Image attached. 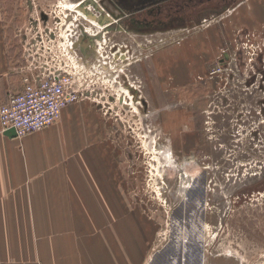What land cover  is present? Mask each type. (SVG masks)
Listing matches in <instances>:
<instances>
[{
    "label": "rangeland",
    "instance_id": "1",
    "mask_svg": "<svg viewBox=\"0 0 264 264\" xmlns=\"http://www.w3.org/2000/svg\"><path fill=\"white\" fill-rule=\"evenodd\" d=\"M73 3L3 0V30L17 67L9 72L13 86L21 88L25 64L20 34L46 20L43 11L52 8L62 16ZM200 22L177 30L175 38H167L168 31L119 33L112 36L118 45L114 50L128 46L135 51L142 43L148 52L173 49L179 59L177 49L193 38ZM218 33V38L208 31L195 36L203 49L198 44L187 53L191 56L171 65L184 77L191 71L197 81L186 87L178 86L181 79L169 78L176 88L162 91L154 84L152 93L138 68L121 63L120 71L114 66L110 78L122 84L109 82L98 101L76 104L73 124L58 134L49 151L43 147L40 158L38 154L43 162H63L49 168L57 182L88 184L90 207H97L94 192L102 186L119 190L120 211L106 218L115 225L122 250L125 240H134V258H144L137 264H264V25L226 42L227 33ZM214 46L217 59L224 50L230 60H212V72L199 80L190 62L204 57L203 50L211 59L208 52ZM18 91L9 90L6 98ZM27 137L16 144L21 147ZM102 161L104 166H98ZM99 221V216L88 217L92 226Z\"/></svg>",
    "mask_w": 264,
    "mask_h": 264
},
{
    "label": "crops",
    "instance_id": "2",
    "mask_svg": "<svg viewBox=\"0 0 264 264\" xmlns=\"http://www.w3.org/2000/svg\"><path fill=\"white\" fill-rule=\"evenodd\" d=\"M217 1L204 0V3L199 4L195 10L188 11L191 19L188 26L168 30L167 38L171 36L175 38L179 33L177 30L190 28L192 23L200 20L204 22L202 26L201 22L198 23L200 26L195 25L197 27L193 34H196H192L193 38H189L184 46L177 49L178 54L182 55L179 59L171 51L173 49L148 52L142 47V43H138L135 51L126 49L132 52L129 53L134 61L131 65L138 68L152 93L154 84L162 91L176 88L169 78L181 79L182 84L178 85L180 87L197 81L192 80L190 70L188 77H184L185 73H178L174 69L175 65L173 67L171 65L174 60L177 62L185 55L191 56L187 53L194 48L197 49L198 44H201L196 38L193 41L200 33L214 32L215 38L217 32L219 35L227 33L226 42L227 38H240L243 31L263 27L264 0H241L231 5H226L222 0ZM3 15V0H0V108L7 100L9 90L20 91L23 88L22 79L21 88L20 85L13 86L14 78L9 79V72L17 67L13 66L12 51L9 50L7 41L9 35L3 30ZM186 44L190 46L187 48ZM201 47L203 49V45ZM215 48L216 46L214 52H208L213 53L211 59L210 57L206 59L208 55L203 50L204 57L200 56L201 58L192 59L190 62L195 72L192 73L196 74L199 80L204 81L210 71L212 72L214 65L210 64L212 60L221 64L230 60L231 56L228 60L222 61L227 53L224 50L217 59L219 51ZM150 55L152 57H149ZM146 85L145 83L144 86L140 85V91H143ZM76 104L63 110L56 125L28 135L30 138L27 137L28 139L20 144L21 147L16 144L18 137H11L1 130L0 122V264H137L144 260L134 258V240L132 242L129 238L125 240L126 246L121 249L119 234L114 230L115 225L109 223L106 218L120 211L119 190L116 187L102 186L96 190L94 194L98 198L97 207H90L88 184L80 186L75 183V179L73 180L75 186L71 185V181V184L65 181L62 185L61 181L57 182L54 170L49 173V168L63 165V162L56 163L58 161L54 159L51 164L49 160L45 162L43 159L39 160L42 148L47 147L49 151L52 141L54 142L58 134H62L68 124H73L76 116L72 110ZM82 152L84 156L81 154V157L86 158V152ZM104 163L102 161L98 166H104ZM81 164L83 167L88 166L85 160ZM106 178L108 177H102L103 180ZM89 215L99 216L100 221L96 226L88 222ZM117 225L120 230L119 223Z\"/></svg>",
    "mask_w": 264,
    "mask_h": 264
},
{
    "label": "built area",
    "instance_id": "3",
    "mask_svg": "<svg viewBox=\"0 0 264 264\" xmlns=\"http://www.w3.org/2000/svg\"><path fill=\"white\" fill-rule=\"evenodd\" d=\"M75 4L76 8L70 4L62 16L54 14L52 8L43 11L47 19H39L20 34L25 62L20 68L23 88L0 108L2 129H15L18 138L52 126L73 104L84 99L98 101L105 96L103 87L109 82L122 84L120 79L111 80L110 69L117 71L113 69L117 66L123 71L121 63L130 66L134 62L127 47L114 50L117 44L108 45L109 24L91 19L78 9L81 3ZM87 10L93 12L92 8ZM81 38L84 45L94 42L91 54L85 52ZM133 88L131 84L130 90Z\"/></svg>",
    "mask_w": 264,
    "mask_h": 264
},
{
    "label": "flooded vegetation",
    "instance_id": "4",
    "mask_svg": "<svg viewBox=\"0 0 264 264\" xmlns=\"http://www.w3.org/2000/svg\"><path fill=\"white\" fill-rule=\"evenodd\" d=\"M73 2L81 3V5L86 4V8L92 7L93 12L96 13L100 21L105 19V16L114 17L119 15L120 7L115 3L114 0H72ZM212 1V0H208ZM218 0L217 2H219ZM226 5L237 4L241 0H222ZM103 8V12L96 7V5ZM138 6H143L145 3L140 2ZM204 3V0H169L161 2L153 7H148L138 13L136 18L138 23H135L134 31H120L117 27L110 26L108 34L110 40L113 41L112 36H117V34H131L135 33L137 35L144 34H155L161 32H167L171 28L175 27H185L188 26L191 21L188 16V11L190 9L195 10L199 4ZM114 15V16H113ZM115 18V17H114ZM195 18V17H193ZM87 40V38H86ZM137 43V42H136ZM112 44H117L116 41H113ZM94 42L91 45H87L85 52L91 54L94 50ZM127 91V89H126ZM134 103V101H133ZM136 104V103H135Z\"/></svg>",
    "mask_w": 264,
    "mask_h": 264
},
{
    "label": "water",
    "instance_id": "5",
    "mask_svg": "<svg viewBox=\"0 0 264 264\" xmlns=\"http://www.w3.org/2000/svg\"><path fill=\"white\" fill-rule=\"evenodd\" d=\"M115 3L120 7V14L114 17L105 16V19L103 21H100L96 14L89 12L86 8V4L80 5L79 10L87 14L90 18L93 20H99L102 24H109L112 27H117L118 30H124V31H134V24L138 23V20L135 19L138 13H142L143 10H145L148 7H153L161 2L169 1V0H114ZM145 3L143 6H138L141 3ZM96 5L95 3H93ZM98 9H100L103 12V8L101 6L96 5ZM83 40V38H81ZM229 59V53H225V58L222 61H226ZM5 133L11 137H17V133L15 129H8L5 131Z\"/></svg>",
    "mask_w": 264,
    "mask_h": 264
},
{
    "label": "bare ground",
    "instance_id": "6",
    "mask_svg": "<svg viewBox=\"0 0 264 264\" xmlns=\"http://www.w3.org/2000/svg\"><path fill=\"white\" fill-rule=\"evenodd\" d=\"M75 3H77V2H75ZM74 6V8H76L77 6H76V4H74L73 5ZM80 6V5H79ZM79 6H78V9H79ZM125 91V90H124ZM182 261V260H181ZM181 263V262H180Z\"/></svg>",
    "mask_w": 264,
    "mask_h": 264
}]
</instances>
